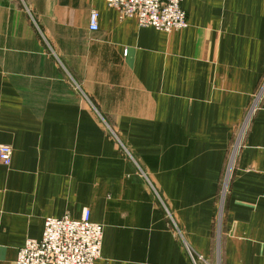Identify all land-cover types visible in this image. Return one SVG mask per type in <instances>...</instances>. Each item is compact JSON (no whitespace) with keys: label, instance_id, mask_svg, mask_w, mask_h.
Returning a JSON list of instances; mask_svg holds the SVG:
<instances>
[{"label":"crops","instance_id":"crops-1","mask_svg":"<svg viewBox=\"0 0 264 264\" xmlns=\"http://www.w3.org/2000/svg\"><path fill=\"white\" fill-rule=\"evenodd\" d=\"M182 5L167 32L106 0H0V264L85 207L98 264H193L187 245L264 264V93L234 144L264 82V0Z\"/></svg>","mask_w":264,"mask_h":264},{"label":"built area","instance_id":"built-area-1","mask_svg":"<svg viewBox=\"0 0 264 264\" xmlns=\"http://www.w3.org/2000/svg\"><path fill=\"white\" fill-rule=\"evenodd\" d=\"M116 9L120 19L135 18L141 26H153L171 32L188 26V16L183 0H106ZM99 12L90 14V28L98 29ZM264 93V82L255 95L240 131L256 110ZM13 150L8 144H0V164L9 165ZM103 224L91 219V210L83 208L79 218L70 215L47 217L40 239L28 238L18 251L15 264H98L103 246ZM193 264L202 260L188 247Z\"/></svg>","mask_w":264,"mask_h":264},{"label":"rangeland","instance_id":"rangeland-1","mask_svg":"<svg viewBox=\"0 0 264 264\" xmlns=\"http://www.w3.org/2000/svg\"><path fill=\"white\" fill-rule=\"evenodd\" d=\"M189 23V22H188ZM242 127V126H241ZM241 127H240V129H239V132L237 133V136H236V140H235V143L234 144H237V143H239L240 142V138H241V135H240V131H241ZM227 171V170H226ZM228 174H229V171L228 172H226L225 173V178L228 176ZM226 182H225V184L223 185V188H222V192L223 193H225V191H226ZM188 247L190 248V246L189 245H187V249H188ZM191 249V248H190ZM192 250V249H191ZM193 251V250H192ZM188 252H189V250H188ZM189 255H190V253H189ZM191 256V255H190ZM195 258L196 259H200V255H198L197 253H195ZM202 257V256H201ZM191 259H192V257H191Z\"/></svg>","mask_w":264,"mask_h":264}]
</instances>
